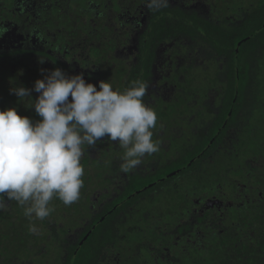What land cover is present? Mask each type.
Segmentation results:
<instances>
[{"label":"flooded vegetation","instance_id":"af4514ba","mask_svg":"<svg viewBox=\"0 0 264 264\" xmlns=\"http://www.w3.org/2000/svg\"><path fill=\"white\" fill-rule=\"evenodd\" d=\"M168 8L195 9L193 0H170ZM155 13L145 7L143 0H0V32H3L0 34V78L5 70H10L14 77L12 86L25 81L32 88L35 80L44 79L47 72L59 68L68 76L82 74L97 89L101 80H108L114 90L120 91L134 80L146 81L149 87L143 99L157 114V126L152 131L153 141L159 142V151L146 154L141 164L129 173L120 170L124 150L115 141L104 137L95 146H85L82 158L87 156L92 160L86 165L92 176L86 186V196L89 189L98 191L99 196L93 203L89 200L91 211L81 212L82 218L76 212L72 219L64 216L56 220L64 240L78 239L89 222L90 212L96 214V205L104 201L100 200L102 194L111 200L125 192L123 215L128 217L138 212L151 214L144 207L158 209L154 205L159 203L158 196L163 195L164 201L167 194L185 184L184 200L190 207L187 214L184 212L186 218L199 213L209 221L213 220L212 213L217 219L215 223L210 222L211 229L216 224L223 225L222 215H232L240 207L245 206L243 211L250 218L260 208L264 209V149L246 136L247 128L244 139L240 138V120L226 129L224 121L209 133L208 112L211 110L214 115L221 106L216 102V94L200 91L198 87L195 89L199 90H193L189 80L178 81L172 55L167 59L166 51L161 50L165 43L194 41L173 37L159 43L154 41L147 47L150 18ZM11 51L17 53L7 54ZM175 86L180 89L175 90ZM90 151L96 156H88ZM171 165L173 168L166 171ZM192 179L202 184H192L189 181ZM132 180L143 186L131 187ZM176 180H179L177 185ZM186 182H189L188 188ZM68 221H71L70 227L66 225ZM202 232L195 230L194 236L201 240ZM189 240L190 237L184 238V242ZM171 242L179 244L181 236H173ZM184 242L181 247L185 246ZM119 244L122 249L129 248L127 239ZM109 246L104 256L106 253L117 255L119 250L112 251L114 243ZM153 246L150 244V248ZM163 248L168 252L170 246ZM108 256L103 258L108 260L111 258ZM23 260L25 264H33L31 258ZM55 262L51 258L44 260V264ZM0 263L22 264L17 260Z\"/></svg>","mask_w":264,"mask_h":264},{"label":"trees","instance_id":"16d2710c","mask_svg":"<svg viewBox=\"0 0 264 264\" xmlns=\"http://www.w3.org/2000/svg\"><path fill=\"white\" fill-rule=\"evenodd\" d=\"M231 1L235 8L229 7L231 4L226 0H223L221 7L215 3L220 12L232 9L231 15L227 14V18L222 16L218 20L195 9L166 8L156 12L150 18L147 47L154 41L159 43L173 37H188L200 44L209 59L203 72L198 69L195 75L192 74L189 83L194 82V88L198 87L204 92L215 93L216 102L221 104L214 115L211 110L208 112L207 117L211 120L209 133L224 121L226 129L234 127V123L240 120V138L244 139L247 128L246 136L264 149V0H247V4L243 5L242 2ZM240 8L244 11L242 15L238 12ZM13 53L17 52H7L9 55ZM188 70L192 71V67ZM2 74L0 110L15 107L19 115L27 116L34 122L39 120L34 107L26 106L10 91L22 85L30 90L34 100L38 94L32 91L33 87H29L25 81L12 86L14 77L10 70ZM241 142L243 144L245 141ZM82 159L84 187L80 199L65 206L54 197L49 205L54 211L44 220L26 218L23 208L5 197L7 209L0 211V261L31 258L33 264H42L46 258H51L56 260L54 264H264V209L260 208L253 218L244 213L245 206L235 209L232 215L224 214L223 225L216 224L212 228V235H208L207 227L215 223L217 217L214 218L211 213L213 220L205 221V215L193 213L191 219L186 218V211L190 207L186 206L187 200H184L185 184L167 194L164 201L163 195L158 196L160 204H154L158 209L153 210L155 207L150 208V205L144 207L151 214L142 215V212H138V215L128 217L123 215L126 209L122 201L125 192L111 200L102 194L100 200L104 201L100 206L96 205V214L90 212L89 222L78 239L64 240L62 228L58 229L56 220L64 216L72 219L76 212L82 218L81 212L91 211L86 196V186L92 177L86 165L91 159L87 156ZM185 160L184 157L183 163ZM189 181L195 185L202 184L199 180ZM178 182L176 180L175 184ZM188 183L186 188L189 187ZM140 186L143 184L131 181V187ZM247 207L250 209V205ZM74 223L78 222L74 220ZM31 224L37 227V233L29 231ZM88 230L90 232L87 233ZM195 230L203 231L200 242L192 238ZM177 235L181 236V242L174 244L171 241ZM185 237H190V240L184 242ZM123 239H127L129 248L119 247ZM145 241L147 243L143 244ZM112 242L115 245L112 251L119 250L118 254L110 253L108 256L106 253L111 258L105 260L104 253ZM183 242L186 244L185 249H181L180 244ZM150 244L155 247L150 248ZM167 244L170 246L169 253L163 248Z\"/></svg>","mask_w":264,"mask_h":264},{"label":"clouds","instance_id":"9594fccd","mask_svg":"<svg viewBox=\"0 0 264 264\" xmlns=\"http://www.w3.org/2000/svg\"><path fill=\"white\" fill-rule=\"evenodd\" d=\"M143 2L151 12L170 5V0ZM98 85L86 82L82 74L68 76L54 68L35 80L34 100L22 85L10 89L40 119L19 115L15 107L0 110V211L7 209V197L23 208L26 218L44 220L54 211L49 206L54 197L65 206L77 202L84 187L85 146H95L101 138L124 150V173L139 166L146 154L159 151L152 131L157 114L143 99L148 83L134 80L123 91L114 90L108 80ZM29 231L38 229L31 224Z\"/></svg>","mask_w":264,"mask_h":264},{"label":"rangeland","instance_id":"374dc122","mask_svg":"<svg viewBox=\"0 0 264 264\" xmlns=\"http://www.w3.org/2000/svg\"><path fill=\"white\" fill-rule=\"evenodd\" d=\"M228 3H230L231 5H228L231 8H235V4L231 1V0H226ZM236 3H241L243 4H247V0H235ZM214 2L219 5L218 7L223 6V0H220V2L216 1V0H203L202 2L200 0H193V8H195L197 11H199L201 14L203 15H207L208 17H211L215 20H218L219 18H227L228 15L232 14V9L226 10V11H222L220 12L219 10L215 9L214 7ZM225 4V3H224ZM217 8V6H216ZM226 14H223V13ZM240 15H242L244 13L243 8H240V10L238 11ZM234 13V12H233ZM236 15V14H235ZM187 43V44H186ZM191 43V44H190ZM161 50H165L166 54L164 52V57L169 59V54L172 55L173 58V65H174V70H176L178 77L177 79H179L178 81L180 82H184L185 80H192V74H196L197 70L199 69V71H202L205 69L206 67V63H207V56L208 54H206L204 48L195 42H186L185 39H182L179 41H177V44L174 45L173 43L169 42V43H165L161 45ZM189 67H192V71L188 72ZM185 68L187 72H185ZM193 70H195V72L193 73ZM201 86H205L204 84H201ZM176 87V86H175ZM194 82L191 83V88L193 90H199V89H195L194 88ZM180 88H177L175 90H179ZM173 89H171L172 91ZM201 91V89H200ZM162 92V91H161ZM69 99H71V97H69ZM88 156H96V153H94V151H90V153H87ZM94 190V189H93ZM99 196L98 191L94 192L92 190L89 189V194H88V198L89 200L93 202H95L97 200V197ZM91 207V205H89ZM71 221L66 222V225H68L69 227L71 226L70 224ZM209 230H208V235H212L211 233L213 232V230L208 226ZM194 239H196V241H201L199 240V238H197L196 236L192 237ZM193 241V239H192ZM145 243H147V241H145ZM186 248V244L185 246H182L181 249H185ZM38 253V252H37ZM39 255L42 254L38 253ZM28 261V260H27ZM17 262L20 263H26V260H17ZM42 262V261H41ZM40 264V263H38ZM44 264V263H43Z\"/></svg>","mask_w":264,"mask_h":264}]
</instances>
